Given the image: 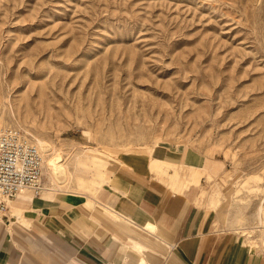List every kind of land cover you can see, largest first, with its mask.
I'll use <instances>...</instances> for the list:
<instances>
[{"label":"rangeland","instance_id":"374dc122","mask_svg":"<svg viewBox=\"0 0 264 264\" xmlns=\"http://www.w3.org/2000/svg\"><path fill=\"white\" fill-rule=\"evenodd\" d=\"M0 124L68 160L59 193L99 227L119 222L87 196L114 201L125 155L161 156L166 189L264 251V0H0Z\"/></svg>","mask_w":264,"mask_h":264},{"label":"crops","instance_id":"0c3cea01","mask_svg":"<svg viewBox=\"0 0 264 264\" xmlns=\"http://www.w3.org/2000/svg\"><path fill=\"white\" fill-rule=\"evenodd\" d=\"M153 159L170 163L161 156L125 155L124 166L111 175L114 201L97 199L101 187L90 195L119 222L113 231L110 223L108 230L101 226L104 222L99 227L87 219L77 201L85 197L82 193L18 195L9 203V218L0 213V264H35L20 248L37 251L43 264H57L54 258L59 264H264V251L218 226L193 196L166 189L152 171ZM174 180L170 182L180 187Z\"/></svg>","mask_w":264,"mask_h":264},{"label":"built area","instance_id":"2783aa9c","mask_svg":"<svg viewBox=\"0 0 264 264\" xmlns=\"http://www.w3.org/2000/svg\"><path fill=\"white\" fill-rule=\"evenodd\" d=\"M43 152L19 127L0 125V210L23 190L43 189Z\"/></svg>","mask_w":264,"mask_h":264},{"label":"bare ground","instance_id":"6f19581e","mask_svg":"<svg viewBox=\"0 0 264 264\" xmlns=\"http://www.w3.org/2000/svg\"><path fill=\"white\" fill-rule=\"evenodd\" d=\"M0 125H2V124H0ZM34 142V141H33ZM36 143H37V145L38 146H40L41 147V149H43V157H44V162H43V169H44V166L46 167V169H45V174H46V178H47V180H46V183H45V187H44V183H43V189H42V191L44 190V192L47 194H51V195H55L56 193H59L60 191H67V192H69L68 190H67V188H66V190H64L63 189V186H64V183H65V181L66 180H69L68 178H69V174H68V171H67V166H66V162L68 161H64L63 159V155L61 154V153H59V154H57V153H55L53 150H51V152L50 151H48V149L46 150V149H44L45 148V145H46V142L43 140V139H41V138H39V137H36ZM88 148V147H87ZM86 149V148H85ZM84 149V150H85ZM60 150V149H59ZM65 150V149H64ZM93 150V149H92ZM83 151V150H82ZM88 151V150H87ZM95 151V150H94ZM100 152H102L101 150H99ZM60 152V151H59ZM91 152V151H90ZM89 152V153H90ZM106 152V151H105ZM85 153V152H84ZM101 154H103V152L101 153ZM100 153H99V155H101ZM106 154H108L107 152H106ZM106 154H104V155H101V156H103V158H104V156L106 155ZM92 155V154H91ZM81 156H82V154H81ZM79 157V159H77L78 161V170L79 171H82V172H87V171H89V169H92V168H98V172L100 173V172H102V170L100 169V166L103 164V163H99V161L98 160H93V159H91L90 157H86V156H82V157ZM102 158V157H101ZM102 158V159H103ZM99 159H100V157H99ZM102 159H101V161H102ZM70 160V159H69ZM72 161V160H71ZM153 162V164L154 165H162V163L163 162H161L160 160H158V159H153L152 160ZM70 162V161H69ZM74 162V161H73ZM73 162H71L72 164H73ZM68 163V162H67ZM70 163V164H71ZM74 163H76V162H74ZM77 164V163H76ZM75 167H77V166H75ZM78 170H76V171H78ZM78 171V172H79ZM94 171V170H93ZM92 171V172H93ZM106 171V170H105ZM43 172H44V170H43ZM76 173V172H75ZM89 173V172H88ZM87 173V174H88ZM97 173V172H96ZM44 174V173H43ZM79 174V173H78ZM92 174V173H91ZM166 174V173H165ZM65 176V178H64V180H61V176ZM77 175V174H76ZM75 175V176H76ZM79 175H81V174H79ZM84 174H82L81 176H79V178L81 179V182L82 183H84V185H85V182L86 181H88V179L86 178V176L84 177L83 176ZM96 175L97 174H95V177H96ZM176 175H177V173H176ZM74 176V177H75ZM90 176V175H89ZM93 176V175H92ZM98 176V175H97ZM76 178V177H75ZM103 178V177H102ZM79 179V180H80ZM100 179V178H99ZM105 179V178H104ZM106 181V180H105ZM189 181H191V180H189ZM198 181H196V183H197ZM68 183V182H67ZM86 183H89V182H86ZM103 184V183H102ZM83 185V186H84ZM187 185H189V183H187ZM85 187V186H84ZM45 188V189H44ZM71 188V186L70 187H68V189H70ZM29 190V191H28ZM30 191H32L31 189H23V190H21L18 194H17V196L18 195H20L21 197H24V198H32L33 196H32V193L30 192ZM42 191H41V193H42ZM89 191V190H88ZM33 192V194L34 195H37V194H35L34 193V191H32ZM71 192V191H70ZM40 193V194H41ZM63 193V192H62ZM75 193V192H74ZM77 194L78 193H80L81 194V192H76ZM40 194H38V195H40ZM70 194H72V192L70 193ZM83 195V194H82ZM16 196V197H17ZM88 197H90V196H88ZM34 199V198H33ZM10 201H12V199H10L8 202H7V204H8V208H9V203H10ZM262 210H263V205H261L260 206V208H259V210H258V215H261V212H262ZM19 213V212H18ZM148 226L149 227H151V228H153L154 227V225H152V224H148Z\"/></svg>","mask_w":264,"mask_h":264}]
</instances>
